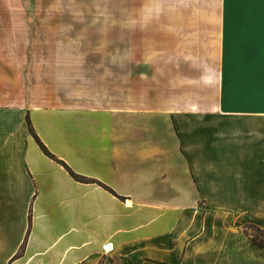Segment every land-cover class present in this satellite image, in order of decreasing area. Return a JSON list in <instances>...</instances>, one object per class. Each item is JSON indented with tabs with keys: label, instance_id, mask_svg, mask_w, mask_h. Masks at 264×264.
Here are the masks:
<instances>
[{
	"label": "crops",
	"instance_id": "crops-1",
	"mask_svg": "<svg viewBox=\"0 0 264 264\" xmlns=\"http://www.w3.org/2000/svg\"><path fill=\"white\" fill-rule=\"evenodd\" d=\"M218 3L204 97L181 96V83L126 50L108 91L87 81L60 104L29 108L2 17L21 5L0 0V264H264L243 231L264 232V7ZM125 25L112 20L106 35L167 41L165 24ZM26 117L57 161L95 183L46 157Z\"/></svg>",
	"mask_w": 264,
	"mask_h": 264
},
{
	"label": "rangeland",
	"instance_id": "rangeland-1",
	"mask_svg": "<svg viewBox=\"0 0 264 264\" xmlns=\"http://www.w3.org/2000/svg\"><path fill=\"white\" fill-rule=\"evenodd\" d=\"M4 1L21 5L18 10L7 6L2 17L6 33L16 35L12 52L6 42V60L7 65L14 60L20 64L23 107L60 104L87 81L108 91L111 69L124 68L126 50L134 51L135 66L143 61L160 66L168 86L181 83L176 90H181V96L204 97L206 64L218 63V0ZM256 13L264 17L263 10ZM112 20L124 26L133 21L140 30L143 24L144 30L157 28L158 22L165 24L159 29L167 41H124L126 35L119 37L127 32L124 26L118 31L122 40L112 41L106 35ZM196 85L198 89L193 90Z\"/></svg>",
	"mask_w": 264,
	"mask_h": 264
},
{
	"label": "trees",
	"instance_id": "trees-1",
	"mask_svg": "<svg viewBox=\"0 0 264 264\" xmlns=\"http://www.w3.org/2000/svg\"><path fill=\"white\" fill-rule=\"evenodd\" d=\"M26 123H27V127L29 129V132L31 133V135L33 136L36 144L38 145L39 149L41 150V152L48 158H50L51 160L57 161L55 159V157L53 155H51L47 149L45 148V146L39 141V139L34 135L31 124L29 122L28 117H26ZM58 163H60L65 170H67V172L69 173V175L71 176V178L73 180H75L76 182H80V183H95L90 181L89 179H85L83 177H80L78 175H75L73 172H71V170L64 165L63 163L57 161ZM243 231L245 233V235L248 237V239L250 240L251 243H253L254 245L264 248V232L259 230L258 228L255 227H251V226H247L243 228ZM27 236V235H26ZM26 238L24 239L23 244L21 245L19 251L17 252V254L12 258V260L10 262H12L13 260L19 258L21 256V254L23 253L24 250V246H25V242H26Z\"/></svg>",
	"mask_w": 264,
	"mask_h": 264
},
{
	"label": "snow or ice",
	"instance_id": "snow-or-ice-1",
	"mask_svg": "<svg viewBox=\"0 0 264 264\" xmlns=\"http://www.w3.org/2000/svg\"><path fill=\"white\" fill-rule=\"evenodd\" d=\"M241 4L248 2V0H239ZM262 7H264V0H259Z\"/></svg>",
	"mask_w": 264,
	"mask_h": 264
}]
</instances>
